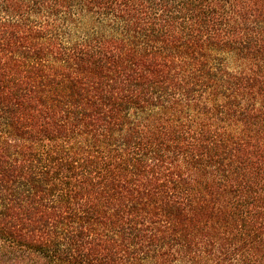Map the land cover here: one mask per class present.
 <instances>
[{
  "label": "trees",
  "instance_id": "obj_1",
  "mask_svg": "<svg viewBox=\"0 0 264 264\" xmlns=\"http://www.w3.org/2000/svg\"><path fill=\"white\" fill-rule=\"evenodd\" d=\"M0 264H264V0H0Z\"/></svg>",
  "mask_w": 264,
  "mask_h": 264
}]
</instances>
